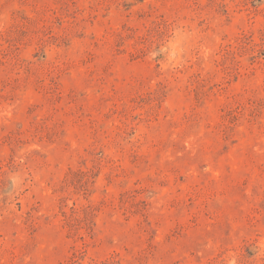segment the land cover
<instances>
[{
	"label": "rangeland",
	"instance_id": "374dc122",
	"mask_svg": "<svg viewBox=\"0 0 264 264\" xmlns=\"http://www.w3.org/2000/svg\"><path fill=\"white\" fill-rule=\"evenodd\" d=\"M0 264H264V0H0Z\"/></svg>",
	"mask_w": 264,
	"mask_h": 264
}]
</instances>
